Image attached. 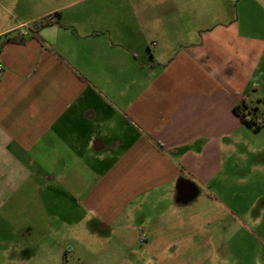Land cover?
Masks as SVG:
<instances>
[{"label":"crops","instance_id":"crops-1","mask_svg":"<svg viewBox=\"0 0 264 264\" xmlns=\"http://www.w3.org/2000/svg\"><path fill=\"white\" fill-rule=\"evenodd\" d=\"M47 2L0 0V264H224L264 0Z\"/></svg>","mask_w":264,"mask_h":264},{"label":"rangeland","instance_id":"rangeland-1","mask_svg":"<svg viewBox=\"0 0 264 264\" xmlns=\"http://www.w3.org/2000/svg\"><path fill=\"white\" fill-rule=\"evenodd\" d=\"M50 4L54 3L42 0L38 11L49 8ZM249 99H252L254 104L250 103L247 115L262 119L264 117V82L261 90L252 92ZM260 134L258 138H264V128ZM247 188L243 193L238 192L230 197V207L235 211L229 218V228L225 225V228L220 229L216 224L213 230L216 250L225 249L226 251L224 264H264V219L256 218L264 208V191L262 194L259 186L256 185ZM242 211H247L245 216ZM219 238L220 242H218Z\"/></svg>","mask_w":264,"mask_h":264},{"label":"trees","instance_id":"trees-1","mask_svg":"<svg viewBox=\"0 0 264 264\" xmlns=\"http://www.w3.org/2000/svg\"><path fill=\"white\" fill-rule=\"evenodd\" d=\"M7 40H16L24 42L26 41V37L23 34H20L19 36L8 37ZM233 109L240 116L242 121L245 122L247 125L252 126L254 130H258L264 124V117L262 119H257L256 116L247 115V110L249 109V106H247V104L243 101L236 105Z\"/></svg>","mask_w":264,"mask_h":264},{"label":"built area","instance_id":"built-area-1","mask_svg":"<svg viewBox=\"0 0 264 264\" xmlns=\"http://www.w3.org/2000/svg\"><path fill=\"white\" fill-rule=\"evenodd\" d=\"M144 239H145V234H144V233H141V234L139 235V241L143 242Z\"/></svg>","mask_w":264,"mask_h":264}]
</instances>
